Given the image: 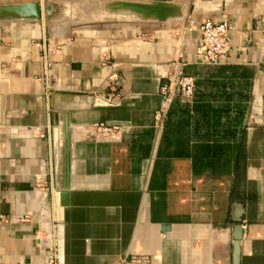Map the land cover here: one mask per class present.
<instances>
[{"label": "crops", "instance_id": "0c3cea01", "mask_svg": "<svg viewBox=\"0 0 264 264\" xmlns=\"http://www.w3.org/2000/svg\"><path fill=\"white\" fill-rule=\"evenodd\" d=\"M56 1L55 18L0 20V264H50L49 226L56 264L128 253L232 264L233 201L243 205L238 264H264V0H198L211 9L96 24L78 20L82 2L98 3L96 16L104 0ZM205 16L232 25L212 65L194 51ZM174 55L196 89L174 95L158 120ZM97 122L117 126L102 134Z\"/></svg>", "mask_w": 264, "mask_h": 264}, {"label": "water", "instance_id": "95a60500", "mask_svg": "<svg viewBox=\"0 0 264 264\" xmlns=\"http://www.w3.org/2000/svg\"><path fill=\"white\" fill-rule=\"evenodd\" d=\"M211 4V3H210ZM64 4L56 0H45L43 5L36 0L28 1H0L1 19H28L37 20L43 12L45 17L55 18L60 14ZM100 14L98 18H119L145 20H164L169 18L182 17L198 9H211L207 3L199 4V1H192L187 7L170 0H104L100 2ZM61 155L65 159L68 146V120L63 119L60 128ZM65 186V183H64ZM58 204L65 205L68 202V191L63 188L58 190ZM243 205L241 201L232 202L230 217L234 222L232 226V264H238L239 240L242 235L241 216Z\"/></svg>", "mask_w": 264, "mask_h": 264}, {"label": "built area", "instance_id": "2783aa9c", "mask_svg": "<svg viewBox=\"0 0 264 264\" xmlns=\"http://www.w3.org/2000/svg\"><path fill=\"white\" fill-rule=\"evenodd\" d=\"M11 1H28V0H11ZM43 5L45 0H36ZM232 25L228 20H214L209 16H205L197 23V31L199 33L198 42L194 48L195 54L205 64H217L222 61L223 57L229 48V32ZM43 68L47 69L48 61L43 55L42 58ZM185 62L178 59L177 56H172L167 62V69L164 74L166 81L161 83L158 90L162 97L160 109L155 112L156 118L159 120L164 109L169 105L174 95L182 97H191L194 89V77L184 71ZM114 76L111 73L108 77ZM47 108V103H45ZM117 125H110L104 122H97L94 124V131L102 134H107L112 127ZM54 142L51 141L50 149L53 150ZM53 157V152H52ZM53 167L50 165L49 175L51 176ZM38 182L39 186L42 184ZM56 196V195H55ZM58 201V196H57ZM47 249L50 257L48 263L56 264V239L54 229L49 226V241L47 243ZM116 264H152V256L146 253H128L121 255L117 259Z\"/></svg>", "mask_w": 264, "mask_h": 264}, {"label": "rangeland", "instance_id": "374dc122", "mask_svg": "<svg viewBox=\"0 0 264 264\" xmlns=\"http://www.w3.org/2000/svg\"><path fill=\"white\" fill-rule=\"evenodd\" d=\"M82 3L84 5L86 4L85 6H86L87 10H89V11L91 10V12L88 11L87 12V16H85L84 18H79L78 19L81 24H96V23L100 22V20L104 19V18H101V19L98 18L97 15L95 16V13L93 15L92 11L97 7L98 3H90V2H82ZM80 15H82V14H80ZM79 17H81V16H79Z\"/></svg>", "mask_w": 264, "mask_h": 264}, {"label": "trees", "instance_id": "16d2710c", "mask_svg": "<svg viewBox=\"0 0 264 264\" xmlns=\"http://www.w3.org/2000/svg\"><path fill=\"white\" fill-rule=\"evenodd\" d=\"M194 89H196L195 77H194ZM194 89H193V91H194ZM241 116H242L241 112L239 111V113H238V121H239V123L241 122V119H242ZM241 131H242V129H239V135H241ZM238 156L241 157V145H240V143H239V147H238Z\"/></svg>", "mask_w": 264, "mask_h": 264}]
</instances>
